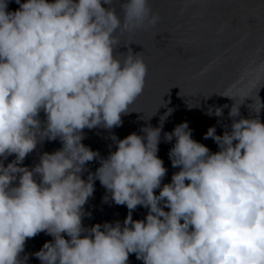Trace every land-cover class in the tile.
<instances>
[{"label": "clouds", "instance_id": "1", "mask_svg": "<svg viewBox=\"0 0 264 264\" xmlns=\"http://www.w3.org/2000/svg\"><path fill=\"white\" fill-rule=\"evenodd\" d=\"M10 2L0 0V264H27L26 240L41 232L53 239L33 253L40 264H129L130 254L142 264H264L258 115L244 118L234 103L223 134L215 126L204 134L216 152L192 138L186 121L164 132L165 142L175 140L168 155L179 170L163 185L158 145L172 109L142 134L113 135L116 150L106 158L82 143L85 128L121 126L145 89L141 52L117 51V34L160 22L149 0H120L123 16L114 0H14L15 10ZM224 107L205 114L222 117ZM57 139L61 148L22 166L38 143ZM96 180L105 202L126 205L122 223L83 225ZM137 206L148 211L133 220Z\"/></svg>", "mask_w": 264, "mask_h": 264}, {"label": "water", "instance_id": "2", "mask_svg": "<svg viewBox=\"0 0 264 264\" xmlns=\"http://www.w3.org/2000/svg\"><path fill=\"white\" fill-rule=\"evenodd\" d=\"M149 2L153 11L159 14L160 22L154 28L117 34L121 43L117 51L126 53L131 47L134 53L141 52L148 66L145 89L129 112L121 116V126L110 130L85 128L82 143L97 151L100 158H106L110 151L116 150L111 139L113 135L123 139L133 132L142 134V127L159 126L160 117L172 109L163 122L158 145V156L167 169L163 185L171 182L173 173L179 170L172 167L168 155L175 140L165 142L164 132H171L176 125L186 121L192 129V138L216 152L217 144L211 138L204 139V134L212 126L216 127L217 135L223 134L232 122L228 113L234 103L240 104L242 117L258 115L264 123V107L258 114L251 108L258 109L260 102L264 105V0ZM112 6L123 16L120 0H114ZM8 7L15 10L18 5L12 0ZM224 105L228 107L223 108L222 117L205 114L210 107L214 111ZM61 147L59 139L38 143L22 166L34 167L42 153H51ZM12 159L14 156L8 157L5 165ZM99 166V158L88 162L82 178L87 179L88 173H94ZM94 188L92 197L84 205L91 215L84 217L83 225L122 223L128 214L126 205H117L110 198L105 202L103 198L108 193L99 180L94 182ZM158 192L156 190V194ZM147 211L137 206L132 212L133 220L143 219ZM52 239L44 232L27 239L21 256L28 255L27 264H40L33 253ZM129 264H142V261L130 254Z\"/></svg>", "mask_w": 264, "mask_h": 264}]
</instances>
